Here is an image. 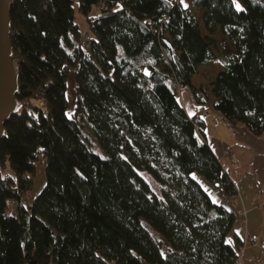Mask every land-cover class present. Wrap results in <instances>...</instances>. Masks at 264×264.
<instances>
[{"label": "trees", "instance_id": "obj_1", "mask_svg": "<svg viewBox=\"0 0 264 264\" xmlns=\"http://www.w3.org/2000/svg\"><path fill=\"white\" fill-rule=\"evenodd\" d=\"M10 15L22 106L0 139V264H238L234 208L195 174L225 195L236 184L179 89L208 105L192 75L218 58L219 30L235 49L211 82L212 107L264 134V0H12ZM40 156L46 182L29 199Z\"/></svg>", "mask_w": 264, "mask_h": 264}, {"label": "crops", "instance_id": "obj_2", "mask_svg": "<svg viewBox=\"0 0 264 264\" xmlns=\"http://www.w3.org/2000/svg\"><path fill=\"white\" fill-rule=\"evenodd\" d=\"M194 76L195 73L192 75L194 84L204 85L195 82ZM179 90L188 114L205 120V138L235 182L237 191L233 197L225 195L213 184L205 188L214 200L227 207L247 210L245 219L238 218L235 230L244 242L246 230L243 224L246 222L255 242L246 244L241 264H264V134H254L246 125L223 118L212 107L213 96L210 95L208 105L203 107L194 103L187 88L180 87Z\"/></svg>", "mask_w": 264, "mask_h": 264}, {"label": "rangeland", "instance_id": "obj_3", "mask_svg": "<svg viewBox=\"0 0 264 264\" xmlns=\"http://www.w3.org/2000/svg\"><path fill=\"white\" fill-rule=\"evenodd\" d=\"M236 6L239 4V8L242 7V4L240 1H236ZM194 15L196 16L198 22L200 23L203 32H207L204 28L203 19H202V8L201 7H191ZM77 10V9H76ZM102 13V10L100 9L99 5L95 4L93 5L90 14L91 15H99ZM76 21L79 23L80 28L84 31L89 29L88 22L86 19V16L77 10V16ZM212 37L214 38V46L215 51L218 56V58L208 61L203 65H200L199 69H197L194 80L197 83H203L208 87V90L211 94V82L216 75V73L223 67V59L222 56H225L228 53H231L235 49V45L233 41H231L227 36H223L219 30L214 32L212 34ZM68 97L70 101V110L73 108V102H74V84L73 79L70 77L69 80V89H68ZM214 112V111H213ZM85 130L89 134L90 138L92 139V148L95 151L100 152L103 156L106 155V152L104 149L99 145V143L95 140L94 135L88 125H85ZM141 174L147 179V181L151 184L153 190L160 194V184L153 178L151 174H149L146 171H141ZM196 177L200 180L202 185L204 187H209V184H211L205 177L202 175L196 173ZM33 184L32 188L30 190V196L29 199H32L44 186L46 182V157L40 156L36 159L35 162V169L33 172ZM17 210V201L15 199H8L7 201V207L6 212L8 213H15ZM147 227L150 229V231L160 240L163 248V253L168 249V243L161 237L159 233H157L148 223L145 222Z\"/></svg>", "mask_w": 264, "mask_h": 264}, {"label": "water", "instance_id": "obj_4", "mask_svg": "<svg viewBox=\"0 0 264 264\" xmlns=\"http://www.w3.org/2000/svg\"><path fill=\"white\" fill-rule=\"evenodd\" d=\"M11 2L0 0V139L5 135V121L22 106L17 98L19 67L12 56Z\"/></svg>", "mask_w": 264, "mask_h": 264}, {"label": "built area", "instance_id": "obj_5", "mask_svg": "<svg viewBox=\"0 0 264 264\" xmlns=\"http://www.w3.org/2000/svg\"><path fill=\"white\" fill-rule=\"evenodd\" d=\"M184 1L187 2L188 0H184ZM83 36H84V40L85 41L89 40V34H88L87 31L83 32ZM235 195H236V193L232 194L231 196L235 197ZM234 211H235V214H236L237 218H239V219H245L246 218L247 210L245 208H234ZM243 227L246 230V234H245V237H244V242H243L242 248L240 250V254H239V256L237 257V260H236L238 264H241L246 244L255 242V238L248 232L246 222H244Z\"/></svg>", "mask_w": 264, "mask_h": 264}, {"label": "snow or ice", "instance_id": "obj_6", "mask_svg": "<svg viewBox=\"0 0 264 264\" xmlns=\"http://www.w3.org/2000/svg\"><path fill=\"white\" fill-rule=\"evenodd\" d=\"M239 7H240L239 4H237V9H239Z\"/></svg>", "mask_w": 264, "mask_h": 264}]
</instances>
